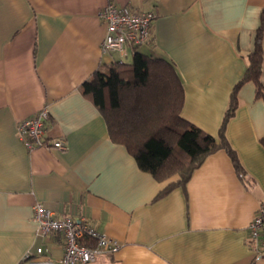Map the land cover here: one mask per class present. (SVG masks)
<instances>
[{
	"label": "crops",
	"instance_id": "1",
	"mask_svg": "<svg viewBox=\"0 0 264 264\" xmlns=\"http://www.w3.org/2000/svg\"><path fill=\"white\" fill-rule=\"evenodd\" d=\"M109 3L156 14L150 41L125 62L136 51L172 62L185 91L181 116L215 138L264 10V0H0V264H60L63 240L39 234L37 203L120 242L92 264H264L248 230L264 205V100L245 83L227 127L249 187L219 151L186 190L157 199L179 177L158 182L143 171L84 96L94 73L119 61L101 49L99 13ZM44 106L50 136H64L67 149L29 151L19 140L18 125Z\"/></svg>",
	"mask_w": 264,
	"mask_h": 264
},
{
	"label": "trees",
	"instance_id": "2",
	"mask_svg": "<svg viewBox=\"0 0 264 264\" xmlns=\"http://www.w3.org/2000/svg\"><path fill=\"white\" fill-rule=\"evenodd\" d=\"M264 10L247 57V70L235 84L219 129L218 138L192 125L181 116L185 100L183 81L175 65L136 51L131 63L114 61L97 70L85 83L84 96L101 111L113 143L126 147L139 167L158 182L168 183L157 199L182 187L219 151L228 155L240 181L249 179L236 150L227 137V127L239 107L238 92L248 82L255 85L256 99L264 100ZM264 146V138L261 140Z\"/></svg>",
	"mask_w": 264,
	"mask_h": 264
},
{
	"label": "built area",
	"instance_id": "3",
	"mask_svg": "<svg viewBox=\"0 0 264 264\" xmlns=\"http://www.w3.org/2000/svg\"><path fill=\"white\" fill-rule=\"evenodd\" d=\"M107 24V34L101 44L103 53L117 55L125 62L134 48L148 43L152 37L156 14L128 6L107 4L99 13ZM52 120L49 106H44L36 115L23 120L17 128L19 140L29 150L67 149L64 136L51 137L49 122ZM34 220L41 236L61 237L64 255L60 264H92L99 257L115 254L121 244L106 233L97 230L87 218L58 217L44 205L34 207ZM251 247L256 257H264V205H259L249 226ZM43 249L39 248L38 253Z\"/></svg>",
	"mask_w": 264,
	"mask_h": 264
},
{
	"label": "rangeland",
	"instance_id": "4",
	"mask_svg": "<svg viewBox=\"0 0 264 264\" xmlns=\"http://www.w3.org/2000/svg\"><path fill=\"white\" fill-rule=\"evenodd\" d=\"M85 90L87 91V88H85Z\"/></svg>",
	"mask_w": 264,
	"mask_h": 264
}]
</instances>
